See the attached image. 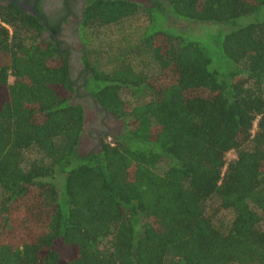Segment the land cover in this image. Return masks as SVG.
I'll return each mask as SVG.
<instances>
[{"label": "trees", "instance_id": "16d2710c", "mask_svg": "<svg viewBox=\"0 0 264 264\" xmlns=\"http://www.w3.org/2000/svg\"><path fill=\"white\" fill-rule=\"evenodd\" d=\"M169 17L226 31L208 47ZM43 31L0 5V264H264V0H86L85 79ZM78 84L122 122L83 156Z\"/></svg>", "mask_w": 264, "mask_h": 264}, {"label": "flooded vegetation", "instance_id": "af4514ba", "mask_svg": "<svg viewBox=\"0 0 264 264\" xmlns=\"http://www.w3.org/2000/svg\"><path fill=\"white\" fill-rule=\"evenodd\" d=\"M20 4H24V10L33 5L36 16L41 19L44 31L41 33V38L49 40L57 49L62 53H67V49L71 47L74 39H78V29L81 23V12L83 10L86 0H16ZM137 3L133 0H128ZM151 1V0H150ZM9 3L5 0H0V5L6 6ZM13 4V3H12ZM138 4V3H137ZM140 5V4H139ZM26 13V12H25ZM30 14V13H29ZM65 36L66 39H63ZM68 42H71L68 44ZM75 45V44H74ZM70 49V48H69ZM80 49L76 52L74 59L75 66V79L83 77V68L79 63ZM70 58L67 54V63L69 67V72L72 75ZM89 74L86 73V76ZM80 85V84H78ZM76 89V86H74ZM79 92L82 93V97L85 100V105L90 107L93 112V118L97 129L93 128L92 140L89 145V149L93 152H97L100 148L103 137L106 134H111V136H117L122 131V122L120 120H115L112 116L102 110L95 101L84 92L83 84L79 86ZM75 94L74 97L75 98ZM85 110H83L84 113ZM121 125L119 126V124ZM84 129V123L83 128ZM82 134V133H81ZM107 141V140H106ZM89 153V152H88ZM86 153V154H88ZM85 154V155H86Z\"/></svg>", "mask_w": 264, "mask_h": 264}, {"label": "rangeland", "instance_id": "374dc122", "mask_svg": "<svg viewBox=\"0 0 264 264\" xmlns=\"http://www.w3.org/2000/svg\"><path fill=\"white\" fill-rule=\"evenodd\" d=\"M136 1L138 4H140L143 7H148L151 6L152 0H133ZM249 18V17H248ZM247 18H240L236 20L234 23H236L237 28L243 24V22ZM142 27V21L139 18V16H135L134 18L125 21L123 25H121V31L119 29H110L111 31L106 32L105 40L107 42H112L109 45H104L105 47L111 48V49H116L119 52V49L122 47H125L124 41L127 43V48L129 46H132L133 44H130L132 40H134L136 34H137V29L136 28H141ZM161 28L165 29L166 31L170 32L171 34H178V35H184L185 37L191 39V40H196L200 42L203 45H206L208 47H211L212 40L219 39L221 40L220 37H216L218 33L225 32L226 31V26H219V25H214V24H200V23H194V22H186L180 19H174V18H168L165 21H162ZM63 39H66L65 36H62ZM71 42H68L70 44ZM75 44V45H74ZM71 47H69L67 50L68 53V58H70V65H71V70H72V79L75 80L74 73H75V66H74V59L76 56V52L81 47V42L79 38L76 40L74 39L73 43L70 44ZM91 46L95 47L97 49V52L99 51L102 52L101 58L105 60V52L106 51L104 48L98 47V45L95 42L91 43ZM102 49V50H100ZM117 52V53H118ZM110 54L114 55L115 52L109 51ZM75 103H78L82 106L84 111V129L82 131L78 147H77V152L78 155L83 156L86 153H91L93 150L89 149L90 142L92 140V133H93V128L97 129V126L95 125L96 122H94V116L92 109L88 106L85 105V100L83 99L82 96H75ZM121 123L119 124V126ZM111 136V134H106V136ZM92 136V137H91ZM233 154H228L227 159H232Z\"/></svg>", "mask_w": 264, "mask_h": 264}, {"label": "water", "instance_id": "95a60500", "mask_svg": "<svg viewBox=\"0 0 264 264\" xmlns=\"http://www.w3.org/2000/svg\"><path fill=\"white\" fill-rule=\"evenodd\" d=\"M7 2H12L20 11L26 12V13H30L31 15H34V7L33 5L28 6L25 10H24V4H20L18 1L16 0H5Z\"/></svg>", "mask_w": 264, "mask_h": 264}, {"label": "built area", "instance_id": "2783aa9c", "mask_svg": "<svg viewBox=\"0 0 264 264\" xmlns=\"http://www.w3.org/2000/svg\"><path fill=\"white\" fill-rule=\"evenodd\" d=\"M106 140L109 141L110 140L109 137Z\"/></svg>", "mask_w": 264, "mask_h": 264}]
</instances>
